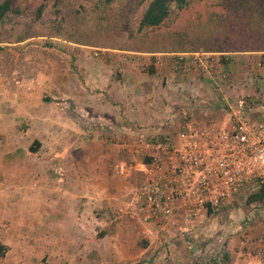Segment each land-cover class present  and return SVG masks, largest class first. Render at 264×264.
<instances>
[{
  "label": "crops",
  "instance_id": "0c3cea01",
  "mask_svg": "<svg viewBox=\"0 0 264 264\" xmlns=\"http://www.w3.org/2000/svg\"><path fill=\"white\" fill-rule=\"evenodd\" d=\"M10 53L11 64L0 65V212H13L7 216L14 221L5 223L13 239L3 242L0 264H41L37 248L60 252L55 264H203V259L172 255L179 252L177 244L162 247L150 260L152 245L142 247L135 237L139 225L133 220V196L140 180L115 172L120 162H147L141 148H150L162 125L179 117L169 110L187 106L186 94L193 89L205 90L200 76L173 71L174 54L180 52L104 49L96 57L84 48L55 51L43 73H30L32 79L20 77L19 54L16 49ZM217 54L225 61V84L235 83L241 93L260 99L255 113L264 121V66L249 71L264 61V51ZM194 109L186 107L190 115ZM193 123L222 124H209L207 118L187 125ZM247 197L238 195L222 212L208 214L209 242L227 241L225 256L232 264H260L264 199L250 203ZM49 215L60 217L50 219L51 227L61 225L55 243L51 237H32L36 223L49 226ZM202 218L190 231L202 228ZM150 228L153 234L162 230L155 224ZM47 259L56 258L48 252Z\"/></svg>",
  "mask_w": 264,
  "mask_h": 264
},
{
  "label": "rangeland",
  "instance_id": "374dc122",
  "mask_svg": "<svg viewBox=\"0 0 264 264\" xmlns=\"http://www.w3.org/2000/svg\"><path fill=\"white\" fill-rule=\"evenodd\" d=\"M253 2L254 0H188L187 5L181 9L171 7L170 15L162 26L138 31V23L149 0H13L11 12L0 23V55H3L0 65H9L8 62L11 64L10 50L16 49L19 54L20 77L32 79L34 76L30 73L35 70L38 73H43L47 68V60L55 55V51L63 52L69 49L84 48L98 54L104 49L147 50L162 53L182 52L191 49L217 53L220 52L219 50H227V47L238 45V42L241 41L239 34L242 32L240 30L242 26L237 25V20L234 25L233 17L230 18V14L235 16L238 12L249 28L245 35H248L246 36L248 37L247 43L250 45L252 41L250 38L253 37L251 35L255 34V30H258L262 25V22L247 10L253 8ZM40 6L42 7V16L37 18L36 11ZM237 6H241V11H238ZM241 15L238 17L241 18ZM228 25L234 26V30H229ZM34 61L35 66L32 65L31 69L26 72L27 74L23 76L25 67L31 66L29 63ZM198 79L200 82H204L205 90L202 88L195 92L193 89L192 92L186 94L187 106L169 110V115L174 114L179 117L175 116L177 120L175 119L171 125L165 123L162 125L160 137L173 135L182 130L191 119L200 122L209 118V124L223 123L241 107L251 119H258L255 109L259 107L260 99L241 93L235 83L225 84L222 82L224 84L222 85L219 83L222 78L217 80L221 86L220 90L215 87L213 79L205 76H200ZM213 96L216 98L215 103L212 104ZM186 107L196 109L190 115L186 111ZM200 117L204 119L201 120ZM209 127L213 126L209 125ZM165 128L167 129L164 131ZM132 177H136L141 183V174L132 173L128 178ZM251 191L247 189L240 195L249 196ZM225 206L219 212H222ZM9 214H13V212H8V214L0 212V255L5 247L3 242L13 239V231L11 230L9 233L5 227V223L14 221L9 219L7 216ZM39 218H35V221L37 222ZM50 219H54L55 222L60 221V217L55 218L49 215L47 217L48 227L38 226L36 223L32 229L33 238L51 237L54 243L60 239L56 231L58 230L60 233L61 225L59 223L57 227H51ZM134 221L136 222V220ZM199 224L202 225V228L195 227L192 231L189 229L190 225L196 224H185L186 228H183L185 230L182 232L172 233V230L162 229L156 234L151 233L150 226H154L153 223L145 227L138 224L139 230L135 231V237L138 245L140 244L142 247L152 245L149 246L150 260L157 257V253L162 247L174 248L173 245L177 244L178 247L175 248L179 252L174 251L175 249L167 250L168 253L174 251L172 255L175 257L187 258L188 256L191 257V262L203 259V264H232L230 258L225 256L227 254L224 245L227 241H219L217 238L211 237L213 240L209 242L208 214L201 219ZM174 239L177 243L173 242ZM158 240L168 243L156 244ZM184 242H189V244ZM154 246L161 248L153 249ZM43 250L45 249L37 248L35 250L44 258L41 264H55V261L61 260V253L55 249L45 250L44 255L41 254ZM48 252L53 253L56 259L53 261L47 259Z\"/></svg>",
  "mask_w": 264,
  "mask_h": 264
},
{
  "label": "built area",
  "instance_id": "2783aa9c",
  "mask_svg": "<svg viewBox=\"0 0 264 264\" xmlns=\"http://www.w3.org/2000/svg\"><path fill=\"white\" fill-rule=\"evenodd\" d=\"M224 64L217 53H176L173 71L180 76L222 78L223 84L228 79ZM262 66L264 61H259L249 71ZM215 87L221 89L218 83ZM226 120L217 127L188 122L173 135L157 134L150 148H141L147 162L115 166L121 178L142 175L133 196L137 224L153 223L163 230L191 224L209 212H219L242 191L264 189V121L251 119L242 107ZM260 244L264 264V241Z\"/></svg>",
  "mask_w": 264,
  "mask_h": 264
},
{
  "label": "trees",
  "instance_id": "16d2710c",
  "mask_svg": "<svg viewBox=\"0 0 264 264\" xmlns=\"http://www.w3.org/2000/svg\"><path fill=\"white\" fill-rule=\"evenodd\" d=\"M111 1V0H107ZM188 0H149V3L145 9V11L142 14V17L138 23V31H142L144 29H152L157 28L163 25V23L167 20V18L170 15L171 7H176L178 9H181L185 5H187ZM12 3L13 0H1L0 2V23H2L7 17L8 14L12 10ZM252 9H247L250 11L251 14H254L260 22H262L261 27H259L258 30H255V34L253 33L250 38L251 44L249 45L247 43L248 41V35L246 34V31H248L249 28H247V25L244 23L242 15L238 14L233 15L230 14V18L234 19L233 23L235 25V20H237V25L242 26L241 27V33L239 34V38L241 39L240 42H238V45H234L232 47H227V50H219L220 52H230V51H264V0H254ZM238 11H241V6H237ZM229 14V12H227ZM241 15V18L238 17ZM42 16V7L40 6L36 11V17L40 18ZM245 24V27H244ZM238 27V26H237ZM246 28V29H245ZM229 30H234V26H229ZM224 46H227L224 44ZM160 52V51H156ZM192 52H199V51H193L191 49L184 50L180 53H192ZM209 52V51H206ZM213 53V52H210ZM224 61V60H223ZM30 151H34V148L30 147ZM264 199V189L261 188L258 191L254 193H250L247 197V202H253V201H261Z\"/></svg>",
  "mask_w": 264,
  "mask_h": 264
}]
</instances>
